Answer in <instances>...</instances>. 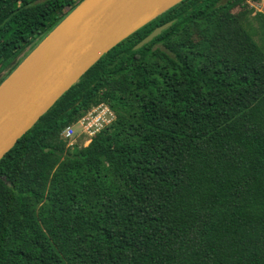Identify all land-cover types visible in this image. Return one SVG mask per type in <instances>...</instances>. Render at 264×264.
I'll return each instance as SVG.
<instances>
[{
    "label": "trees",
    "instance_id": "1",
    "mask_svg": "<svg viewBox=\"0 0 264 264\" xmlns=\"http://www.w3.org/2000/svg\"><path fill=\"white\" fill-rule=\"evenodd\" d=\"M81 1L0 0V84ZM247 2L183 0L17 141L0 264H264V14ZM100 105L112 122L70 148L65 129Z\"/></svg>",
    "mask_w": 264,
    "mask_h": 264
},
{
    "label": "water",
    "instance_id": "2",
    "mask_svg": "<svg viewBox=\"0 0 264 264\" xmlns=\"http://www.w3.org/2000/svg\"><path fill=\"white\" fill-rule=\"evenodd\" d=\"M182 1H81L0 84V160L103 55ZM172 24L158 26L133 49Z\"/></svg>",
    "mask_w": 264,
    "mask_h": 264
},
{
    "label": "rangeland",
    "instance_id": "3",
    "mask_svg": "<svg viewBox=\"0 0 264 264\" xmlns=\"http://www.w3.org/2000/svg\"><path fill=\"white\" fill-rule=\"evenodd\" d=\"M247 3H248L249 8L253 9L255 13L261 12L264 14V0H248ZM105 107L106 106L94 107L89 111L91 115L90 121H89V123H91V126H92L91 131L96 130V126L94 124L97 122H94V119H96L97 116L94 111H97V113L100 112V115H102L103 112H106L105 109H103ZM88 113L86 114V116H88ZM84 118H85V115L76 124L71 126V130L73 134L71 135L70 138L67 139V138H64L63 136V138L67 140L68 146L70 148L75 147V146H78V147L86 146L88 145V141L93 137V136L89 137L88 134H86L84 131L83 124H82V120ZM113 119H114L113 113H112V116L109 115L108 113H106V115L104 116V120H105L104 122H107ZM104 122H102V125Z\"/></svg>",
    "mask_w": 264,
    "mask_h": 264
},
{
    "label": "built area",
    "instance_id": "4",
    "mask_svg": "<svg viewBox=\"0 0 264 264\" xmlns=\"http://www.w3.org/2000/svg\"><path fill=\"white\" fill-rule=\"evenodd\" d=\"M101 106H104V105H100L98 107H101ZM103 109H105L106 112H103L102 115H100V112L97 113V111H94L96 113V116H97L96 119H94V122H97L94 124L96 126V130L91 131L92 126H91V123H89L90 117H91L90 112L88 113V116L85 115V118L82 120L84 131L86 134H88L89 137L94 136L102 128H104L105 126L109 125L112 122V120L104 122L105 121L104 116L106 115V113H108L109 115L112 116V112L108 109V107H105ZM102 122H104L103 125H102ZM104 124H105V126H104ZM72 134H73V132L71 130V126L67 127L65 129V131L63 132L64 138H67V139L70 138ZM90 140L88 141V143L90 142Z\"/></svg>",
    "mask_w": 264,
    "mask_h": 264
}]
</instances>
